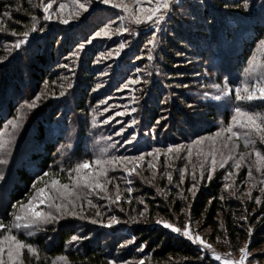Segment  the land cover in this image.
I'll list each match as a JSON object with an SVG mask.
<instances>
[{"label": "trees", "instance_id": "16d2710c", "mask_svg": "<svg viewBox=\"0 0 264 264\" xmlns=\"http://www.w3.org/2000/svg\"><path fill=\"white\" fill-rule=\"evenodd\" d=\"M205 1L204 11L190 3H175L158 27L127 24L131 32L122 36L125 48L118 56L102 57L118 49L120 41L114 35L96 38L91 44L87 40L104 23L115 21L114 28L121 24L109 6L94 3L79 18L62 24L52 12L59 0H44L53 4L49 21L43 20L44 13L37 7L40 0H0V140L8 142L7 163L0 165L4 176L0 180V219H11L12 205L27 201L33 182L43 172L58 173L62 182H68L67 173L60 169L94 158L102 148L108 156L162 150L158 159L145 156L156 167L149 168L143 161L139 174L131 175V183L122 178V168L109 173L114 179L107 195L114 198L118 184L119 202L92 193L88 199L96 207L84 200L82 209H76L78 215H64L35 236L20 232L19 238L35 245L40 255L37 261L25 251V264H54L61 256L69 264H140L141 260L144 264H220L182 233L164 228L157 220L181 229L188 225L218 252L231 257L247 244L251 260L264 264V184L260 183L264 174L255 169L252 148L240 142L231 152L237 159L240 153H249L239 170L231 160L219 167L221 153L229 154L220 140L215 145L205 141L203 156L197 155L198 148L191 157L186 150L194 140L226 125L232 115V103L207 104L190 93L204 89L195 76L197 63L190 47L200 49L203 25H207L211 42L218 44L221 68L233 75L238 72L244 80L247 59L258 40L264 39V0ZM185 5L192 6L193 22L182 12ZM32 16L39 18L38 29L44 30L30 33L25 45L9 51L18 38L12 32L27 30ZM153 35L155 45L148 43ZM80 43L85 44L83 49L78 48ZM131 79L140 82L124 88ZM36 96L41 98L34 109L23 107ZM244 106L264 112V102ZM132 108L136 110L131 113ZM117 112L125 114L118 116ZM18 114L19 126L13 129L10 121ZM173 145L185 148L166 154ZM256 147L264 151V145ZM213 151L217 166L209 180L208 154ZM113 216L118 223L106 227ZM73 235L82 239L69 243Z\"/></svg>", "mask_w": 264, "mask_h": 264}, {"label": "snow or ice", "instance_id": "6c2138e0", "mask_svg": "<svg viewBox=\"0 0 264 264\" xmlns=\"http://www.w3.org/2000/svg\"><path fill=\"white\" fill-rule=\"evenodd\" d=\"M100 4L109 6L111 9L118 10V19L120 21H126L129 25H151L159 26L168 12L171 11L174 0H132L129 3L128 0H98ZM93 3V0H70V3H60L58 9L57 19L62 24H67L69 20L79 18L82 12H88L89 7ZM246 6V5H245ZM37 7L41 8L44 16L43 20L49 21L53 19V15L50 12L52 9V3H45L44 0H40ZM5 15H8L6 12ZM115 21L104 23L99 30L95 31L92 39L87 40V43L91 44L92 40L96 38H108L111 39L113 35L121 33H129L131 29L124 23H121L118 27H113ZM39 18L32 16V22L27 26V30L22 32H12L13 36H17L16 41L11 45L12 49H20L22 45L28 42L30 33L36 31H43V27L38 29ZM149 44L155 45L156 39L153 35L152 39L148 41ZM84 43H80L78 48L83 49ZM125 48V43L121 42L118 49L102 53V57H111L114 54L119 55L120 51ZM257 53L262 54V58L258 60ZM77 53H74L76 55ZM148 59L151 60L152 56L149 55ZM2 62V60H0ZM64 67H68L64 65ZM139 71V69L137 70ZM244 80L241 84L235 86L233 89L229 86L227 78H225L223 87L216 84L214 87L217 89L218 94L211 97L213 101L222 102L227 105V102L232 99L234 93V103L232 107V115L230 121L219 128L214 134L208 137H199L192 142L191 146L187 147V154L192 156L194 149H199L197 155H205L203 152V144L205 141H211L212 145H215L218 140L223 144V147L229 149V154L224 155L221 153V160L219 161V167L223 168L228 161H232V166L239 170L241 163L246 159L249 153H240L239 158H234L231 152L239 148L241 139L245 148H252L255 155V169L257 172L264 174V151L256 147L259 143L264 145V112L258 110H250L246 108L245 104H250L254 101L264 102V39H259L256 43L255 50L251 56L247 59V66L244 68ZM139 80L131 79L124 88H128L129 85L139 83ZM69 87L71 85L69 84ZM99 87V86H98ZM60 95H64L63 92ZM40 96H36L33 101H25L23 107L28 109H34L37 106V101L40 100ZM135 100V98H133ZM103 103V102H102ZM133 108L131 111H135ZM124 112H117L116 115L122 116ZM21 114L14 117L13 121H10L13 129L19 126V120ZM108 121H105L107 123ZM117 135H121V132H117ZM135 137L133 136L128 143H131ZM5 141L0 140V165L6 164L5 158ZM231 143V148L229 144ZM111 145L110 147H114ZM67 147H71L68 145ZM184 145H173L167 148L166 154L180 153L184 149ZM161 149H154L152 152L142 153L138 156H108L107 149H100V155H96L91 159H83L76 162L74 165L68 168H61L60 172L67 173L68 182H62L58 173L55 172H43L42 175H38L36 180L32 184V194L27 198V202L17 201L12 205L13 211L9 213L12 219L5 223L3 219H0V264H25L24 255L25 251L35 260L40 259L39 249L22 239L19 238V233L24 232L28 236H32L39 231H42L44 226L50 223L57 222L64 215L76 216L79 213L76 209L79 207L82 209L83 201L87 200V203L93 207L92 200L88 199V196L95 193L100 198L113 199L109 193L108 185L113 182L114 177L110 176L111 171H115L117 168H122L126 178L133 173L139 174L138 169L141 163L145 160V156H153L158 159L161 153ZM211 155V171L209 172L207 179H212V172L215 171L217 166V160L215 158V151L209 153ZM131 165V166H129ZM149 168H155L154 163L148 164ZM202 169L201 178L204 177V162L200 164ZM229 176L233 173L229 172ZM249 178L252 177V171L248 172ZM4 178L3 173H0V180ZM47 178V179H46ZM168 180H172V176L168 175ZM131 183V181H127ZM260 183L264 184V180ZM39 185V186H38ZM255 185H253L254 187ZM195 187V185H194ZM226 187H228L226 185ZM115 196L114 202L121 200L119 185H114ZM128 192L132 189L129 187ZM264 192V188L261 189ZM105 194V195H101ZM251 198V191L247 194ZM223 198V197H222ZM79 202V203H78ZM259 203V199H256ZM44 207H41V206ZM99 215V213H97ZM96 223V220L92 221ZM118 223L115 216L110 218L109 224ZM158 224H163L164 228L171 229L172 232L182 233V235L193 243H199L203 247L208 248L210 251L211 245L207 244L199 235H193L189 230V226L185 225L183 229L174 226L171 223L157 220ZM251 229L249 234L251 235ZM82 237L73 235L70 238L69 243L78 241ZM132 241H129L131 243ZM241 256L239 261H233L225 259L224 264H246L248 257L251 256V252L248 250L247 244L240 249ZM213 255L217 260L220 259L218 255ZM6 256V259H5ZM54 264H69L66 256L57 258ZM112 264H115L113 261ZM140 264H144L141 260Z\"/></svg>", "mask_w": 264, "mask_h": 264}, {"label": "rangeland", "instance_id": "374dc122", "mask_svg": "<svg viewBox=\"0 0 264 264\" xmlns=\"http://www.w3.org/2000/svg\"><path fill=\"white\" fill-rule=\"evenodd\" d=\"M128 2L132 3V0H128ZM183 2L190 3L191 5H193L194 7H196L200 11H204L206 9V1L205 0H174L173 5L175 3L180 4V3H183ZM60 3H70V0H59L58 4L54 5L52 12H53V15H54L55 19L58 20V21H59V19H57L56 17L58 15V9H59V4ZM94 3H99V2H98V0H93L92 4H94ZM185 7L186 8L184 10L182 9V12L184 13L185 18L187 20H190V21L193 22L194 21V17H193V12H192L193 11L192 6L190 7L189 5H185ZM111 11L114 12L116 14V16H118V10L111 9ZM120 22L124 23L126 26L128 24L126 21H120ZM69 23H70V20H69V22L67 24H69ZM203 28L204 29L202 30V36L204 38L199 39L201 51H200L199 47H197V46H191L190 50H191V52L194 55V57H193L194 63H197V70L195 72V76L197 77V79H200L202 81V83L204 85V89L202 91H195V92H193V91L191 92L190 91V93L192 95L199 96L201 98V101L204 102V103L217 104V105L222 104L224 106L225 105L224 103L216 102V101H213L211 99V97H213V96L218 94L217 89L214 87V85L219 84V85H221V87H223L225 78H227V80L229 82V86L234 89L235 86L241 84L243 82V80H242V78H239V76L237 75L238 72H235L234 75H233V72L231 74V73L228 72V70H226V69L223 70V68H221V65H220V63L218 61V58H217V55H218L217 54L218 53L217 46H218V44H217L216 41L211 42V34L209 33L207 25H203ZM124 34L125 33L117 34V35H114V37L116 38V40H119L120 43H121V42H123L122 36ZM193 34H195V33H193ZM257 58H258V60H260L262 58V54L261 53H257ZM242 77H243V79L245 78L244 75ZM230 79H235L236 82L235 83H231ZM260 102H262V101H254V102H252L250 104H246V105H252L254 103H260ZM229 103H232V107H233L234 93H233L232 99L227 102V104H229ZM131 113H132V111H131ZM146 135H148V134H146ZM146 137H148V136H146ZM137 138H138V136H137ZM139 140H141V139H139ZM240 142L243 143V140L241 139L240 141H238L239 146H240ZM149 161H151V159H145L144 160V162H147V163H149ZM129 166H131V165H129ZM130 177L131 176L126 177L127 181H129V180L131 181ZM0 195H1V193H0ZM2 199H4V198H2ZM121 199H122V195H121ZM111 201L114 202V198L111 199ZM2 202H4V200H2ZM41 207H44V206L42 205ZM11 219H12V216H11ZM10 220H8V221H10ZM8 221H5V223H7ZM108 224H109V222L107 224L105 223L106 227H109V226H107ZM161 225H163V224H161ZM168 230L171 231V229H168ZM189 230L191 231L190 227H189ZM35 235L36 234H34L32 236H35ZM193 235L194 236L195 235H199L204 241H206L207 244H210V242H208V240L205 239L202 235L197 234V233H193ZM196 244L199 245V247H201L205 252H208L220 264H224V260L225 259H230V260H233L234 262L235 261H239L240 256H241V252L236 257H231V256H228V255L222 254V253L218 252L213 247L212 244H210L211 245V249H212L211 251L208 248L203 247L202 245H200L198 242ZM213 252L215 253V255H218L220 257L219 260H217L215 258V256L213 255ZM5 259H6V256H5ZM246 264H263V263L252 261L250 256H249L248 260L246 261Z\"/></svg>", "mask_w": 264, "mask_h": 264}]
</instances>
